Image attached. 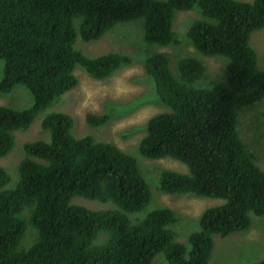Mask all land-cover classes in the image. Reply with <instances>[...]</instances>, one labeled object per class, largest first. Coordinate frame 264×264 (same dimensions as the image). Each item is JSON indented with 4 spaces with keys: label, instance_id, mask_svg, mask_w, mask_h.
<instances>
[{
    "label": "trees",
    "instance_id": "16d2710c",
    "mask_svg": "<svg viewBox=\"0 0 264 264\" xmlns=\"http://www.w3.org/2000/svg\"><path fill=\"white\" fill-rule=\"evenodd\" d=\"M195 7L202 18L187 36L201 54L228 57L226 81L201 85L207 67L195 57L181 58L177 73L165 53L146 57L169 111L149 119L139 149L189 167V173L162 170L163 192L224 202L203 211L190 245L176 239L171 226L178 216L170 207L133 221L130 214L152 200L138 159L112 142L75 136L73 116L52 111L41 122L49 138L24 144L15 187L6 188L12 176L0 166V264H155L160 253L169 264H210L216 235L247 230L251 213L264 215V168L238 130V111L264 98V69L251 44L253 32L264 28V0H0V95L23 85L33 97L26 108L0 105V157L13 150L16 131L78 85V64L104 79L132 61L115 51L88 56L76 48L79 38L99 40L120 23L143 19L146 43L167 46L178 42L176 12ZM109 117L86 116L92 126ZM77 196L115 208L74 204ZM29 223L36 240L22 249Z\"/></svg>",
    "mask_w": 264,
    "mask_h": 264
},
{
    "label": "rangeland",
    "instance_id": "374dc122",
    "mask_svg": "<svg viewBox=\"0 0 264 264\" xmlns=\"http://www.w3.org/2000/svg\"><path fill=\"white\" fill-rule=\"evenodd\" d=\"M253 1V0H244ZM202 14L198 7L187 11H177L174 30L178 42L167 46L146 43L144 39V20L137 19L116 25L99 40L84 41L81 38L76 48L88 56L115 51L127 54L132 61L118 68L113 74L98 79L83 66L77 65L75 73L78 85L61 96L51 107L39 113L33 124L26 130L15 132L16 143L13 150L0 157V166L12 176L6 188L15 187L19 178V164L25 157L24 144L36 139H48L49 132L42 125L44 116L52 111H64L74 118L75 136L92 135L97 141L117 144L138 159L142 172L149 182L152 200L143 211L130 214L133 221L146 213L161 207L174 209L178 221L172 229L176 239L190 245L189 236L199 228L201 214L209 207L220 205L224 199L200 196L182 192L169 194L160 188L162 170L171 169L189 173V167L182 161L164 157L148 158L140 153L139 144L147 134V124L151 117L169 111V107L158 98L153 79L145 69L146 57L162 52L171 60L173 70L178 72V61L183 57L200 59L207 67L206 76L200 84L207 86L213 82H225V68L228 57L223 55L206 56L196 50L187 36V30ZM251 44L258 53L259 66L264 69V28L253 32ZM4 61L0 60V79L3 75ZM33 103L30 91L18 85L12 92L0 95V105L26 108ZM108 114L110 117L103 126H92L87 122V114ZM238 130L252 152L257 164L264 168V98L255 104L238 111ZM74 204L95 210L115 208L112 203L91 200L81 196L73 199ZM29 209V207H26ZM26 210L25 214L30 215ZM251 226L227 237L216 235L215 247L210 264H257L264 260V215L251 213ZM26 236L20 248H29L36 240V228L28 224ZM106 239L102 235L100 242ZM155 264H169L163 253L157 255Z\"/></svg>",
    "mask_w": 264,
    "mask_h": 264
}]
</instances>
